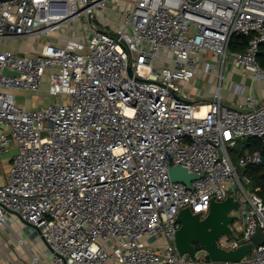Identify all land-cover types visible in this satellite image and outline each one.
<instances>
[{
  "label": "built area",
  "instance_id": "obj_1",
  "mask_svg": "<svg viewBox=\"0 0 264 264\" xmlns=\"http://www.w3.org/2000/svg\"><path fill=\"white\" fill-rule=\"evenodd\" d=\"M109 1H0V156L17 149L0 185V228L37 230L52 264H264V245L213 261L198 249L182 256L175 243L182 210L205 219L230 196L234 235L218 246L237 250L264 230V201L246 175L264 157L246 151L239 172L231 155L247 139L264 142V103L222 98L230 62L264 79V0H122L116 22ZM82 17L85 33L70 34ZM234 36L250 38L245 51L230 52ZM40 37L41 49H5ZM199 74L218 85L195 100L183 85ZM43 90L53 99L45 107L18 104L16 92ZM174 166L197 176L191 188L172 181Z\"/></svg>",
  "mask_w": 264,
  "mask_h": 264
},
{
  "label": "rangeland",
  "instance_id": "obj_2",
  "mask_svg": "<svg viewBox=\"0 0 264 264\" xmlns=\"http://www.w3.org/2000/svg\"><path fill=\"white\" fill-rule=\"evenodd\" d=\"M116 8V9H115ZM126 7L124 1L122 0H112L109 1L104 10L106 15H111L112 21L116 22L118 20L117 14L123 13ZM117 11V13H116ZM87 23V18L82 17L75 25V28L70 34L72 35H83L85 29L84 24ZM88 34V33H87ZM20 41L7 42L5 49H11L14 52L20 51V54L29 53L35 49H38L41 45L44 44L45 40L40 38L26 39ZM11 46V47H10ZM236 74H234L235 76ZM235 83H239V78L235 77L233 80L226 79L222 88V98L225 93L234 95L233 86ZM218 82L214 81L210 83L208 76L204 74H199L198 77L190 84L183 85L185 91L190 92L193 99L197 100L200 97L202 92H208L209 94L214 93L217 88ZM46 91V89L44 88ZM40 92L46 96L45 91ZM30 101V99H28ZM30 107V106H28ZM242 142L238 144L236 148L231 149V155L234 158V164L241 171V165L239 163L240 150H242ZM17 152V150H16ZM235 153H237L235 158ZM1 159V158H0ZM5 162L0 160V174L3 176V171L5 170ZM250 190L253 191L251 186ZM14 233L20 235L24 240L27 247H18L17 241L15 240ZM205 252L202 249L198 248V257L204 256ZM39 257L41 264H52L53 254L49 250L45 242L40 239V234L37 230L34 231L30 226L18 222L13 223L11 230L0 228V260L1 264H40L35 261V258Z\"/></svg>",
  "mask_w": 264,
  "mask_h": 264
},
{
  "label": "water",
  "instance_id": "obj_3",
  "mask_svg": "<svg viewBox=\"0 0 264 264\" xmlns=\"http://www.w3.org/2000/svg\"><path fill=\"white\" fill-rule=\"evenodd\" d=\"M9 1V0H0ZM130 75L133 74L131 66ZM6 75L19 76L18 73L4 70ZM45 135V134H44ZM264 167V159L261 162ZM172 181L182 182L188 188H191V182L197 178L190 174L182 166H174L170 169ZM239 202L230 196L223 202H212L210 212L205 219H201L199 213L194 214L190 208L181 211L177 221L180 229L176 234V247L182 256H189L196 259L198 247L205 251L208 257L213 261H240L252 253L254 248L264 245V230L258 228L251 243L243 245L234 251L221 249L217 240L222 235L233 236L230 225L236 220L232 213L237 209Z\"/></svg>",
  "mask_w": 264,
  "mask_h": 264
},
{
  "label": "crops",
  "instance_id": "obj_4",
  "mask_svg": "<svg viewBox=\"0 0 264 264\" xmlns=\"http://www.w3.org/2000/svg\"><path fill=\"white\" fill-rule=\"evenodd\" d=\"M27 41V40H25ZM46 41L44 42V44ZM43 44V45H44ZM42 45L39 47L41 49ZM38 48V49H39ZM36 50V49H35ZM259 65L262 69H264V55L260 54V58L258 61ZM234 74H236L234 76ZM235 77L239 78V84H242L245 86V94L244 95H238L234 92V95H231L229 93H225L223 96V101L226 105H229L231 107H238V106H244L246 102V97L252 96L255 100H257L259 103H264V79H257L252 74L249 76H242L241 72L236 69L232 62L229 63L228 68L226 70V79L230 81L233 80ZM210 83L215 81V78L213 76H208ZM233 89V88H232ZM209 93V91H208ZM17 94V101L18 104L22 107L31 109V108H43L48 103H50L53 99L49 98L47 95L44 96L42 94H24L16 92ZM213 94V93H211ZM30 99V101H28ZM30 106V107H28ZM16 145L13 143L11 149L8 153H5L0 156V160L3 164L5 162V170L3 171L4 175L2 176L0 174V185H4L8 181V175L12 168V160L14 155L16 154ZM1 173V172H0Z\"/></svg>",
  "mask_w": 264,
  "mask_h": 264
},
{
  "label": "trees",
  "instance_id": "obj_5",
  "mask_svg": "<svg viewBox=\"0 0 264 264\" xmlns=\"http://www.w3.org/2000/svg\"><path fill=\"white\" fill-rule=\"evenodd\" d=\"M250 38L243 36H234L230 44V52L233 54L243 52L247 49ZM260 54L264 55V45L261 46L260 53L258 55V61ZM243 147L240 150V154L243 155L246 151L250 153L259 152L264 157V142L258 138H250L242 142ZM237 153H235V158ZM241 157V156H240ZM234 159V158H233ZM246 171V175L250 178L252 185L251 188L257 191L258 196L264 201V167L261 165H249Z\"/></svg>",
  "mask_w": 264,
  "mask_h": 264
}]
</instances>
